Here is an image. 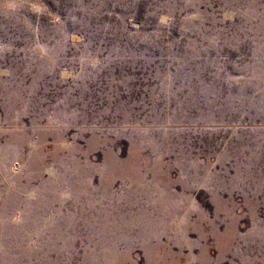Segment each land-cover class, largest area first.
<instances>
[{"label": "rangeland", "instance_id": "1", "mask_svg": "<svg viewBox=\"0 0 264 264\" xmlns=\"http://www.w3.org/2000/svg\"><path fill=\"white\" fill-rule=\"evenodd\" d=\"M0 264H264V0H0Z\"/></svg>", "mask_w": 264, "mask_h": 264}]
</instances>
